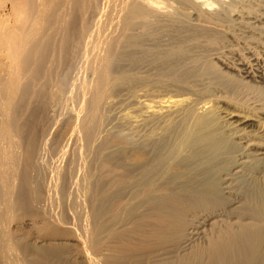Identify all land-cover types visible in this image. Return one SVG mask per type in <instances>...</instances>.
Here are the masks:
<instances>
[{
  "label": "bare ground",
  "instance_id": "1",
  "mask_svg": "<svg viewBox=\"0 0 264 264\" xmlns=\"http://www.w3.org/2000/svg\"><path fill=\"white\" fill-rule=\"evenodd\" d=\"M176 1L187 4L191 12L185 16L186 26L179 20L175 24L169 43L165 40L167 25L175 22L177 9L168 0H113L117 10L106 40L93 24L97 10L92 0H0V56L7 63L5 73L0 75V263L8 252H14L2 225L3 217L10 210H26L34 202L47 203L56 196L62 212L58 211L61 215L65 212V217L75 213L72 205L79 202L83 206L88 220L96 224L101 251L108 248L105 242L111 241L116 243V253L124 252L110 264H133L122 258L127 254H142L148 260L142 262L148 264L156 246L171 243L184 232L186 239L204 235L208 227L203 225L207 224L211 235L203 236L208 237L206 245L197 249L193 246L192 250V245L184 242L189 256L182 257L179 264H263L264 96L247 94L241 102L225 92L199 93L188 76L177 77L179 83L162 81L164 78L152 81L148 76L152 64H179L187 51L204 48L211 60L205 57L209 61L204 60L206 64H200L195 75L205 78L203 75L212 74L214 62H218L225 70H220L224 75L218 71L222 78L226 74L229 77L231 69L238 81L264 84L262 61L253 53L257 50L252 45L244 46L247 57H240L234 44L226 45L230 40L225 37V45H216L223 39L221 35L231 33L230 26L225 24L224 28L217 18L219 9L208 11L214 1ZM214 14L216 22L211 19ZM167 19L171 20L168 24ZM263 23L255 28L262 30ZM210 24L215 27L208 29ZM248 26L254 31L252 25ZM243 33L246 36L248 32ZM247 36L252 38L249 33ZM241 39L237 42L242 43ZM165 41L171 46L167 47ZM60 65L61 70H56ZM64 69L68 72L62 78ZM127 69L132 74L130 87L134 92L126 117L131 131L128 136L118 130L109 133V127L104 130L107 124L102 127L101 114L105 108L110 109L107 97L112 74H123ZM216 74L213 76L219 77ZM220 102L233 109L221 108ZM60 125L65 128L53 161L58 163L53 167L41 159ZM45 168L51 180L48 186L39 177ZM244 177L253 178V188L242 189L239 180ZM76 192L78 198L82 194L81 201H76ZM225 202L226 212H214ZM60 216L54 218L58 224L64 218ZM44 239L21 246V252L34 255L30 264H41L53 251ZM71 239L78 240L75 252L82 256L83 264H92L82 237ZM171 253L167 256L178 252ZM109 255H104L106 263ZM137 260L134 264L142 263Z\"/></svg>",
  "mask_w": 264,
  "mask_h": 264
},
{
  "label": "rangeland",
  "instance_id": "2",
  "mask_svg": "<svg viewBox=\"0 0 264 264\" xmlns=\"http://www.w3.org/2000/svg\"><path fill=\"white\" fill-rule=\"evenodd\" d=\"M168 1H170L169 3H171L172 7L175 5L173 7L174 10H176V9L178 10V11L177 10L175 11L176 12V14H175L176 16L175 17L178 18L177 20H175L176 18H174V21L176 23L175 22H173L174 24L172 22H171L172 24L169 23L171 21L170 19H167L168 21H165V22H167V24L169 23L167 25V27H168L167 28V33H168L169 37L165 36V40L166 41L169 40L168 42L172 43V40H173L174 36H171V34H172V32L174 34V29L173 28L176 27L175 24L177 25L178 23L179 24L181 23L180 25L186 26L187 17H185V16L189 15V10L191 12V9L189 7L187 8V6H188L187 4H186L187 6L186 5H182V4L180 5V3L178 4V2L176 0L175 1L168 0ZM212 1H214V5H212L211 7H207L209 9L208 11L212 12V11H214L216 9L217 10L219 9L218 10L219 12H217V10L214 11V12H217V16L218 17L214 14V16L211 17V19L213 18L214 19L213 22H216L217 18H218L220 21H222V23L220 21H218V22L223 24V27L225 26V24L228 27L230 26L229 27L230 28L229 32L231 33L230 35L229 34H224V36L221 35V37H223V39L221 37L220 38L222 40H224V42L220 41L221 39L220 40L218 39V41H216L218 43L215 42L216 45H219V42H220V44H222V45L224 44L225 45V42H226L225 39L230 40V42L229 41L226 42V45H229L231 47V44L232 45L234 44L237 52L238 53L240 52L242 54L241 55L239 53V55H241L240 57H247L249 54L247 55V52L244 49V46L245 45H252L253 47H255L254 49L257 50V52L254 50L253 53H257L259 55V59L261 58L260 62L262 61L261 62L262 68H264V32H262V31H264V28H262V30H260V28H258V27L255 28L256 26H258V23L260 24V22H262V21L264 22V18H263L264 17L263 16L264 15V0H224L225 2L223 0H221V2L219 0H212ZM215 1H218L220 3L223 2L222 5H221L223 7L220 6V3L215 2ZM92 3L96 6V10H97L96 15L93 17V24L98 25L97 29L102 32L103 38H104V40H106V38H108V36L112 32V30H110V24L115 21V13H116L117 7L113 3V0H92ZM177 4H178V6H177ZM224 4H225V6H224ZM231 4H232V6L229 7V5H231ZM185 7L187 8V10H186ZM193 8H194V10H196L198 12L201 10V8L199 6H193ZM197 8H199V9H197ZM183 11H184V14H183ZM3 12H6V11L3 10L2 13ZM179 12H181V13H179ZM186 12H188V14ZM177 16H179V17H177ZM239 16L242 17V18H239ZM214 17L215 18L217 17L216 21H215ZM222 17H224V19ZM236 18H237V20H236ZM178 20H179V22H178ZM240 21H241V23H240ZM237 23H239V24H237ZM249 24L254 27V31H253L252 28L251 29L249 28V27H251V26H248ZM170 25H172V26H170ZM212 25L213 24H210L209 25L210 27L207 26L208 29L211 28V27H215V24L213 26ZM226 26L224 28H226ZM243 26L244 27L246 26L247 28H244ZM238 27H239V29H237ZM240 28H243V31L245 33L248 32L250 34V36H252V38H254V39H252L249 36H247L248 33H246V36H244V33H243L242 29H240ZM248 28L250 30H252V31H250ZM245 29H247L248 31H246ZM234 30H235V32H232ZM238 33H240L239 34L240 36L238 35ZM242 33H243V35H242ZM235 36H238L239 37L238 39L242 38L239 41L243 40V42L242 43L237 42L238 39L233 41L235 39L234 38ZM224 37H225V39H224ZM231 37H232V39L233 38L234 39L232 40ZM231 41L233 43H231ZM249 42H252V44L249 43ZM169 43L166 42L165 45L168 47ZM254 43H255L256 46H254ZM242 45H243V47H242ZM170 46H171V44L169 45V47ZM150 47L153 48V46H150ZM202 49H204V48H197L196 49L197 51H196L195 48H194L193 49L194 51L192 50L194 53L192 51H187L188 54L182 56V58L184 57L183 59H185V60H183L184 62L182 61L183 63L182 62L179 63L180 65L178 63H173L171 65V63L168 62V63L162 64L161 67H159V66L157 67L154 64H152V68L150 69L151 72L150 71L148 72L149 78L150 79L152 78L151 79L152 81H154L153 79H155V78L156 79L157 78H164L162 81L179 83V81H177V77L188 76L187 80L189 81L190 85L192 86L193 89H195V90L198 89L199 93H201V92L214 93V94L216 93V95H220L222 92H225V94L228 95L227 97H229L230 99H233V100L236 99L238 101L241 100V102L246 100L245 98L248 97L247 94L258 95L260 97L264 96L263 95L264 94V90H263L264 89V84L263 83L260 84V82H256V81L253 82V80H251V81L247 80L248 82L246 81L245 83L241 82L239 80L240 81L239 82L238 81L239 78H237V76H236L237 79L235 78V76H232L233 74H235V72H234V70H231V69H228V71L232 73L231 75L228 74L229 77H227V74H226V76H223L224 73H222L221 71H225V70L222 69V67L220 69V67H219L220 65H219L218 62H214L213 66H215V68L213 70V73L214 74L216 72H217V74L221 73V74H223V75H221V76H223V78L220 77V74H219V77L215 78L216 76H213V73L212 74L203 75L205 78H202V75L201 76L195 75V74H197L196 73L197 70H199L201 67H203L206 64V61L211 60L210 56L208 55L209 53H206V51H204L205 49L204 50H202ZM157 51H162V50L158 49ZM157 51H155V52H157ZM207 52H209V51H207ZM244 52H245L246 55L244 54ZM155 55H157V54H154V56ZM206 55H208L209 57L206 56ZM233 56L234 57H236V56L238 57V55H233ZM205 57L207 59L208 58H210V59L207 60ZM122 59L126 61V58L122 57ZM204 60H206V61H204ZM212 61H216V60L212 59ZM157 64H158V61H157ZM200 64H203V65L201 66ZM61 68H62V66L60 65L56 70H61ZM173 68H174V70H173ZM5 69H7V63L4 60V58L0 56V73H1L0 75L5 73ZM170 69H171L172 73H164L163 72V70L168 72V71H170ZM193 70H194L195 73L193 72ZM218 71H219V73H218ZM65 72H68V69H64L60 73L62 78H65ZM192 73H194V74H192ZM172 74L175 75V76H163V77H160L161 75H172ZM85 76L86 77L89 76L88 72H86V71H85ZM112 76H113V81L111 82V84L109 86L110 93L108 94V97H107V101L109 103L110 109H109V107L105 108V109H107L106 110L107 112L104 109L103 110L104 112L102 111V113H101V114H103L102 115V118H103L102 119V122H103L102 123V127H103V124L106 123L107 127L104 124V130L109 127L107 129L108 131H110L109 133H113V132L117 133V130H118L120 132L123 131V135L124 134L126 135V133H127L126 136H128L131 131H129L130 127H129L127 121H126V117L128 116V114L130 112L129 111L130 110L129 109L130 108V104L132 103V100L134 99V98L133 99L131 98V97H133L132 95H133L134 92L132 91V88L130 87L132 74H131V71L129 69H127L123 74H112ZM206 77H207V79H206ZM224 77H227V78L225 79ZM228 78H230V79H228ZM81 79H83L82 76H81ZM231 80L234 81V83H232ZM79 81H82V80H78V82ZM196 83H198V84H196ZM143 86H144V84H143V82H141L140 83V87H143ZM200 88H203L202 89L203 91H201ZM217 89L218 90L224 89V91L220 90L218 92ZM222 94H224V93H222ZM130 95H131V97H130ZM221 96H224V95H221ZM219 105H222L221 108L225 107V109H228V110L233 109L231 106H228V105H226L225 103H222V102H220ZM106 114H107V116H106ZM106 119H108V120H106ZM107 121H109V122L107 123ZM122 121H124L125 123L124 122L122 123ZM111 127H114V129H112ZM118 127H120V128H118ZM64 128H65L64 125H60L57 136H55L54 138H50L47 152H45V154H42V156H44L43 158L41 156V158H42L41 160L42 161L44 160L43 163H46L47 165H49L51 163V166L53 164L58 163V162H53V161L56 158L55 152L61 147L62 142L60 141V133L64 130ZM127 130H128L129 133L127 132ZM53 167H55V165H53ZM42 170H44L46 172V174ZM39 174H40L39 177H42V178H40V181L42 183L44 182L45 186H48L47 183L48 182L50 183L51 180H48L49 176L47 175L46 168L45 169H41ZM43 176L45 177V179H44ZM46 177H47V179H46ZM244 178H242V180ZM246 178L244 179V181H242L241 179L239 180V181H241V182H239V184H243L244 186L246 184L245 188H244L243 185H241L243 187V188L242 187L241 188L242 189H249L251 187L253 188V186L255 185L253 178H251V179H249V178L246 179ZM251 180H253V181H251ZM242 182H244V183H242ZM245 182H251V183L248 184V183H245ZM247 185H248V188H247ZM241 188H240V191L242 190ZM41 191H42V189L40 188V192ZM78 192L82 193L79 190H78ZM78 192H76V195H75V197H77V199L75 198L77 202L81 201V199H82V194L81 195L79 194L81 198H78V196H77ZM53 199L50 200L47 203H46L45 200H41L42 202L39 201L40 203H38V204H36L34 202L28 208H26V210H10L9 214H7V215H5L3 217L2 225H3V228H5L6 231H8L7 234L9 236V242L12 244L14 252H8L7 253L8 255L6 254L8 258L5 257L0 264H5L6 261L8 262V263L6 262L7 264H19V263L20 264H30L35 257H34V255H31V253L27 252L28 253V255H27V253L21 252V246L25 242H31V241L33 242L34 240L35 241H39L41 239H44V237H45V239L43 241L46 244L48 243L47 246L52 247L53 251L44 259V261L41 264H83L82 256H80L78 253L75 252V248H76L75 244L78 243V240L71 239L72 236L73 237H79V236L82 237V241L85 242L84 246L86 248V251L89 254V256L91 257V259H92V264H103L102 260L104 258L105 259L103 261L104 262L107 261V259L105 257L106 254L109 255V254L112 253L111 255H109L110 259L108 260V263L110 264L112 259L116 258V256H118V258H119V256H121V254L124 253V252H120L121 254L120 253H116V250H117L116 243H113L111 241L105 242V245L109 248V249L107 248L108 251L111 252V253H109L107 251L106 247H105V250L103 249V251H101V247L103 245L100 244L101 238H100V235L98 234V232L96 230V224L94 222H92V224H91V222L88 220V217H87L88 215L85 213V210H84L83 206L79 205V202H78V204L75 202L76 204L72 205L73 206V210H74L75 213H71V215H69V218H68V216L65 217V215H63V214H65V212H63V214H62L64 216V218H63V216L60 213V212H62V210L60 208V204L58 203L59 201H57L58 199L57 198H55L57 200L54 199L55 203H54ZM78 199H80V200H78ZM52 201H53V205L55 204L56 206L55 205L53 206L52 204L51 205L49 204ZM227 204L228 203L225 202V204H224L225 205V209H223L224 208V205H223V206H221L222 208L219 207L218 208L219 210L215 209L214 212H217V211L226 212L225 210H227ZM71 209H72V207H71ZM71 212H72V210H71ZM57 213H60V214H57ZM59 216H60V218L62 217L63 219H61L59 221V224H58V223H56L54 218L57 217L59 219ZM224 216L223 217L221 216V218L222 219L223 218L227 219ZM62 221H64V222H62ZM207 225H203L206 228L208 227L207 229L205 228L208 233L206 231H204V232H206V233L203 232L204 235L201 233V235H195L196 237L193 236L191 238H187L186 239V237H185L186 235L184 236L185 232L183 231L184 234L181 233L179 235L180 237L182 235V237H181L182 240H181V238L179 236L175 238L176 242L177 241L179 242V240H181V241L184 240L182 243L180 241L179 242L180 244L178 242L177 243L174 242V244H173L172 242L175 241V240H172V242H171L172 244L170 242H168L166 244L160 245L162 247L156 246L155 249H157V250L154 249L152 251V253H150V254H152V258H151V260L153 259L152 262H146V263H148V264H152L153 263L154 264V262H157V261L159 262L161 260V258H162L161 262H159L161 264H168V263L169 264H176V263L179 264L182 259H184L186 256H189L188 252H187L189 250V248H188L189 245H192L191 247L189 246L191 249H192L193 246L195 247L196 245H197L195 247L196 249L200 248V247H204V244L206 245L208 239L206 241L205 238L208 236V234H209V236L211 235L209 233V230H210L209 227L210 226H209V224H207ZM210 232L212 233V230ZM52 235H54V236H52ZM205 235H207V236L203 237ZM197 236H198V238H197ZM68 237H71L70 240H69ZM33 238H36L37 240L33 239ZM191 239H193V240H191ZM122 241L123 240L118 241V243L120 244ZM204 241H206V243ZM184 242L188 245V246H186V244H185V247H187V248L184 247V245H183ZM175 243L178 244L179 246H176ZM163 245H168V246H164L165 247L164 248ZM174 246H176V248L180 247V248L177 249L178 251L176 250V248H173ZM166 247L167 248L168 247H170V248L172 247V249L169 248L170 250H168ZM181 247H183L185 249V251H184V249L182 250ZM161 248H164L165 251H164V249H161ZM261 249H262V253L264 254L263 247ZM192 250H191V252H192ZM104 251H105V254H104ZM106 251L108 253H106ZM155 251H157V252L155 253ZM158 251H160V252H158ZM168 251L170 253L171 252L172 253L173 252H175V253L178 252L175 255H179V254L180 255L179 256H175V255L174 256L173 255L167 256V254H169ZM183 251L185 252V254L183 253ZM165 252L167 254H165ZM10 253H13V254H11L12 256L10 255ZM160 253L165 254L164 256H166L165 258L167 259V261L164 260L165 259V258H163L164 256L161 255ZM101 254H103V256L104 255L105 256L102 258ZM189 254H191V253L189 252ZM127 255L129 256V254H127ZM127 255L123 256L122 258H124L125 260L132 261L133 264L136 263V260H137L136 258H140V259L137 260L138 262H139V260H140V262H142V260L143 261H148L147 259L144 260V256L142 254H140V256L143 257L142 259L139 256V254L131 255L129 257H127ZM153 255L154 256L157 255V257L159 255H161V256L159 258L155 257V258L158 259L157 260V259L154 258ZM183 255H185V256H183ZM100 257L102 259H100ZM145 257L148 258L147 255H145ZM168 257H170V258H168ZM177 257H179V259ZM182 257H184V258H182ZM6 258L9 259V260H7ZM127 258H129V259H127ZM154 259L156 261H154ZM15 260H17V261H15ZM133 261H135V262H133ZM13 262H15V263H13ZM108 263H106V264H108ZM140 264H144V263L142 262ZM263 264H264V259H263Z\"/></svg>",
  "mask_w": 264,
  "mask_h": 264
}]
</instances>
